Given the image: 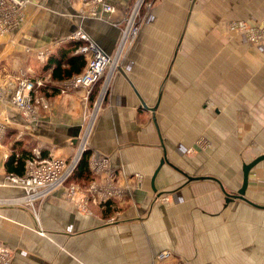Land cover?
Here are the masks:
<instances>
[{
  "label": "crops",
  "instance_id": "1",
  "mask_svg": "<svg viewBox=\"0 0 264 264\" xmlns=\"http://www.w3.org/2000/svg\"><path fill=\"white\" fill-rule=\"evenodd\" d=\"M40 1L49 7L45 14L31 6L20 29L0 35V60L6 61L0 127L15 131H0L11 140L0 143V244L9 247V264H155L161 248L182 255L185 264H264V209L227 201L213 179L185 175L219 177L233 192L249 161L243 155L264 152V45L228 29L232 20L259 25L264 0L142 3L140 30L107 85L88 142L89 162L92 154L108 162L96 172L90 165L88 184L98 183L90 195L103 194L111 170L123 195L94 200L88 211L78 210L62 187L29 204L5 161L14 141L43 157L77 153L104 86L101 80L93 99L94 89H64L68 78H53L48 56L58 53L62 42L56 41L74 39L78 30L114 51L135 0H113L116 11L98 17L81 11L91 10L93 1ZM54 43L47 58H39ZM25 76L47 88L35 91L31 114L11 101ZM263 161L252 169L246 194L262 204Z\"/></svg>",
  "mask_w": 264,
  "mask_h": 264
},
{
  "label": "built area",
  "instance_id": "2",
  "mask_svg": "<svg viewBox=\"0 0 264 264\" xmlns=\"http://www.w3.org/2000/svg\"><path fill=\"white\" fill-rule=\"evenodd\" d=\"M83 3L93 1V7L91 10L81 9L85 16H100L101 13L114 12L115 4L113 0H81ZM145 0H136L131 11L122 21V30L119 37L117 47L112 52H107L102 48L96 41L91 40L85 32L78 30L77 32L70 35V38H83L87 39V43L78 46V51L85 52L88 55L87 63L84 69L76 75L66 79L63 82L64 89H74L83 87L89 94L94 89V84L99 80L103 81L104 89L101 92L100 97H97L95 101L94 110L87 116L88 124L85 128L83 135L80 137L78 145V151L72 158H63L60 156L43 157L40 149L34 150L33 156L25 160V171L23 174L14 175L10 174V180L16 186L22 187L24 195L27 198V202L31 205L37 199H43L47 197L53 190L63 187L68 181L69 176L72 174L78 161L80 160L84 151L88 147L89 138L93 129L96 113L101 106V99L104 92L107 90V85L115 73L121 59L123 58L124 52L129 48V45L133 43L140 30L139 14L140 6ZM44 3L40 0H0V32H12L20 29L26 17V11L29 7H43ZM100 7L97 9V7ZM229 29L232 31H239L245 33L248 36L249 41L253 44L259 45L264 42V18L261 20L259 25H254L246 20H232L229 23ZM89 39V40H88ZM62 42V40L56 41ZM54 43L48 45L43 50L39 51V58L45 59L51 53L53 47L57 45ZM37 84H41L42 81H36ZM34 80L32 81L28 77H22L18 81V85L14 94L11 97V101L24 114H31L34 110V98L33 92ZM39 100V99H38ZM106 158L100 159L94 154L91 155L90 165L93 171H100L103 167L108 166ZM137 185L142 184V176L136 174ZM116 177L114 171H110L109 175L106 176L105 190L102 191L101 196L92 197L89 193L90 190H97L98 183L92 182L86 189V192L78 194V189L73 187L69 188L68 199L74 204L78 210L88 211L89 203L96 201H107L109 199L120 197L123 195L121 189L115 185ZM96 193V192H95ZM78 194V195H74ZM82 194V195H81ZM110 219L106 222H113ZM10 250L9 247L4 244H0V264H9L10 262ZM176 256L170 249H161L155 256L156 264H179L175 261Z\"/></svg>",
  "mask_w": 264,
  "mask_h": 264
},
{
  "label": "trees",
  "instance_id": "3",
  "mask_svg": "<svg viewBox=\"0 0 264 264\" xmlns=\"http://www.w3.org/2000/svg\"><path fill=\"white\" fill-rule=\"evenodd\" d=\"M85 43H87V41L82 38H74L67 41H62L56 51V53H58L51 54L48 56L49 59L47 60L45 68L52 67L51 72L53 78L58 80H61L63 78H70L83 70L84 66L87 63V54L81 51L74 53L73 51L75 50V48H77V46H80ZM100 82L101 80L95 83L96 87L94 88V91L91 94V99H93L97 94L99 90L98 84ZM42 83L37 84L36 81H34V93L35 91H38L39 93L46 91L47 88H45V82ZM6 131H8L9 134L15 132L14 129L10 127H8ZM7 141L11 140L8 139ZM11 150L12 152L5 161L6 168L12 173H16L18 175L23 174L26 165L25 160L33 156L35 149L33 148V146H23L20 141H14L11 144ZM90 152L91 151L89 149L84 151L80 160L78 161V165L76 166L72 174L69 176V180H76L78 182L82 180L83 183L90 181V177H92V171L89 162V157L91 154ZM107 206L109 207V204Z\"/></svg>",
  "mask_w": 264,
  "mask_h": 264
},
{
  "label": "water",
  "instance_id": "4",
  "mask_svg": "<svg viewBox=\"0 0 264 264\" xmlns=\"http://www.w3.org/2000/svg\"><path fill=\"white\" fill-rule=\"evenodd\" d=\"M162 160H163V162L168 161L165 156L163 157ZM263 160H264V152L262 154L255 156V158L249 160L248 162H244L242 164V173H243L242 183H241L240 187H238V189L236 191H233V192L227 190L224 187V185H223V183L219 177L217 178L216 176L205 175V174H203V176H192V175H188V174H185V175L188 176L189 179H203V178L213 179L216 182L220 183L221 189H223L224 193L227 196V201L234 200V198H238V199H241L248 204L250 203L251 205H253L257 208L264 209V204L259 203L255 200L251 199L250 197L248 198L246 195L247 190L249 189L248 187H249V182H250L251 171L258 164H260Z\"/></svg>",
  "mask_w": 264,
  "mask_h": 264
},
{
  "label": "rangeland",
  "instance_id": "5",
  "mask_svg": "<svg viewBox=\"0 0 264 264\" xmlns=\"http://www.w3.org/2000/svg\"><path fill=\"white\" fill-rule=\"evenodd\" d=\"M151 1V0H150ZM135 2H136V0H135ZM135 2H133V3H135ZM134 5V4H133ZM141 7V6H140ZM46 8H49L48 6H44L43 5V7H40V8H37V9H39L38 11L39 12H42V14H39V16H41V15H43V14H45L46 12L43 10V9H46ZM37 11V12H38ZM230 23V22H229ZM228 29H229V24H228ZM2 33H9V32H3V31H1L0 32V35L2 34ZM9 41V40H8ZM260 44H262V45H264V42L263 43H260ZM0 50H1V48H0ZM6 65V61H2V60H0V71H2L3 69H5V66ZM8 70V69H7ZM101 83H103V81L101 82ZM104 85V84H103ZM8 127H0V131H4V130H6ZM7 141L8 139L6 138V139H1L0 138V143H4V141ZM8 142H10V141H8ZM9 148H10V146H9ZM11 149V148H10ZM9 149V150H10ZM249 150H251V152L250 153H245L244 155H243V157L244 158H246L247 160L249 159V160H251V159H253V158H255V156H257L256 155V152H254V150H252V149H249ZM11 151V150H10ZM264 162V161H263ZM260 168V165L259 166H257V168ZM11 177V176H10ZM85 182V181H84ZM254 183L255 184H257V181H254ZM260 184H261V178H259V182H258V188H260ZM73 185V187H75V188H77L78 189V194H80V193H82V192H86L87 190V188L89 187V185L90 184H88V182H86V183H83L82 182V180L81 181H76V180H69L68 179V181H66V184L62 187V188H64L65 189V192H68V190H69V188L71 187ZM259 192H260V194L261 193H264V188L263 187H261L260 188V190H259ZM78 194H74V195H78ZM82 195V194H81ZM68 197V196H67ZM261 197V196H260ZM94 203H96V202H94V201H91V203H89V207L91 206L92 207V204H94ZM97 204V203H96ZM114 209V208H113ZM115 211H118V210H115ZM113 215V214H112ZM109 216H111V215H109ZM108 216V217H109ZM111 218V217H110ZM264 227V226H263ZM161 249H165V248H161ZM161 249H159V250H161ZM166 249H169V248H166ZM171 250V249H170ZM171 251H173V250H171ZM174 252V254H175V256H176V260L179 262V264H185V260H184V258H183V256L182 255H180V254H177V253H175V251H173ZM156 255V254H155ZM175 260V261H176ZM176 261V262H177ZM156 264V263H155Z\"/></svg>",
  "mask_w": 264,
  "mask_h": 264
}]
</instances>
